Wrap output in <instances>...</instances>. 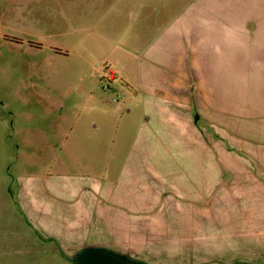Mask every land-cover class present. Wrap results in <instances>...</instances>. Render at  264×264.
Instances as JSON below:
<instances>
[{"label":"rangeland","instance_id":"1","mask_svg":"<svg viewBox=\"0 0 264 264\" xmlns=\"http://www.w3.org/2000/svg\"><path fill=\"white\" fill-rule=\"evenodd\" d=\"M162 1L0 0V170L119 182L134 151L156 147L139 134L145 109L130 87L139 61L126 50L139 54L154 34L151 8L145 28L136 25L139 4ZM171 1L165 7L187 0ZM255 106L263 107L224 99L211 137L177 157L219 166L223 179L213 168L210 204L201 203L210 212L163 221V257L154 264H264V114ZM161 143L174 147L171 138Z\"/></svg>","mask_w":264,"mask_h":264},{"label":"crops","instance_id":"2","mask_svg":"<svg viewBox=\"0 0 264 264\" xmlns=\"http://www.w3.org/2000/svg\"><path fill=\"white\" fill-rule=\"evenodd\" d=\"M164 3L139 4L144 14L136 25L145 28L151 8L154 34L139 54L126 50L139 61L130 86L145 109L139 134L158 148L134 151L138 159L119 182L64 168L16 177L0 170V264H75L86 248L134 259L131 253L148 252L137 260L154 264L163 257L157 243L167 233L165 219L210 212L201 203L210 204L213 168L217 180L223 169L177 157L211 137L212 124L223 121L224 99L242 96L263 106H255L256 116L264 114V0H187L175 9ZM165 138L174 147L162 146Z\"/></svg>","mask_w":264,"mask_h":264},{"label":"trees","instance_id":"3","mask_svg":"<svg viewBox=\"0 0 264 264\" xmlns=\"http://www.w3.org/2000/svg\"><path fill=\"white\" fill-rule=\"evenodd\" d=\"M75 264H147L103 248H86L74 258Z\"/></svg>","mask_w":264,"mask_h":264}]
</instances>
